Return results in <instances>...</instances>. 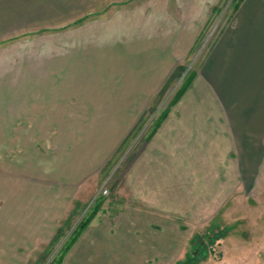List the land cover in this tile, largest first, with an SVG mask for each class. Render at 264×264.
Here are the masks:
<instances>
[{"label": "rangeland", "instance_id": "rangeland-1", "mask_svg": "<svg viewBox=\"0 0 264 264\" xmlns=\"http://www.w3.org/2000/svg\"><path fill=\"white\" fill-rule=\"evenodd\" d=\"M106 1L112 3L69 7L70 13L48 21L33 17L18 5L5 7L0 1V88L10 92V86L18 84L17 97L32 94L51 99L48 113L34 111L28 117L29 111L19 107L18 118L0 127V264H52L98 197H103L104 202L90 224L107 219L114 222L129 208L146 211L147 206L135 193L138 160L145 156L152 138L181 98L172 107L171 101L190 76L194 78L185 93L201 75L204 62L222 33L235 22L240 7H236L239 0L211 3L207 20L196 23L201 30L188 51L174 60V55L163 52V61L169 66L173 64L172 69L159 63L164 66L160 71H149L156 72L158 84L153 90L148 89L144 104L132 101V108L121 113L114 106L120 95H128L131 87L135 88L138 70L134 66L138 61L136 57L111 61L121 56L116 52L105 58L106 53L102 52L121 41L122 35L112 38L92 31L110 23L122 11L137 13L145 8V15L150 16L156 0H103V3ZM118 22L114 20L113 24ZM193 23H181L177 32L189 33L186 28ZM129 39L139 40L128 38V42ZM191 39H185L183 44L188 45ZM163 40L164 46H168L169 36ZM181 40V36L177 37L174 45ZM178 66L183 67L181 74L179 71L164 88ZM32 75L34 82L47 78L46 84L29 85L27 78ZM96 94L114 98L116 102L109 110L96 111L95 107L89 110L96 104L90 96ZM57 100L65 110H53ZM76 102L79 110L71 109ZM22 105L18 102V106ZM168 108L167 117L147 140L153 124ZM162 152L158 158L169 161V148ZM161 214L156 213L157 218L146 222L155 233L146 231V244L154 242L156 251L146 245L140 254L146 257L135 263L134 255H129V264H264V192L260 197H243L240 204L230 199L222 212L197 215L198 220L172 213L177 221V235L168 233L169 220L165 217L169 215L161 216L164 222L157 220ZM66 221V231L51 244L57 228ZM141 229L137 227L134 233ZM226 232L229 233L222 238ZM117 255L114 252L113 264ZM109 262L107 256L101 260V264Z\"/></svg>", "mask_w": 264, "mask_h": 264}, {"label": "crops", "instance_id": "crops-1", "mask_svg": "<svg viewBox=\"0 0 264 264\" xmlns=\"http://www.w3.org/2000/svg\"><path fill=\"white\" fill-rule=\"evenodd\" d=\"M0 1L5 7L21 6L26 13L40 20L45 18L46 21L59 20L60 16L70 13L69 7L73 9L112 3H103V0ZM156 1L155 4L152 3L150 16L145 15V8L136 11L137 13L122 11L111 19L113 30L109 31V21L91 30H98L100 34L112 38H120L122 35L121 41L117 40L118 42L108 46L106 52L102 53H106L105 58H109L108 54L113 56L115 52L121 53V56L113 57L111 61H118L119 57L129 61L131 57H136L138 62L134 67L138 70V82H134L135 88L131 87L130 94L120 95L117 100L119 103H115L114 98H105L103 94L91 95L90 100L96 104L88 107L89 110L92 107H95L96 111L109 110L110 105L115 103L114 108L123 113L125 108H132V101L144 104L147 94L149 95L148 89L153 90V86L160 80L155 75L156 72L149 71H160L164 66L159 63L172 69L173 64L169 66L168 62H164L162 53L174 55L173 60L177 55L186 53L187 47L193 44L194 38L201 30L196 28V23L207 20L209 6L217 0ZM16 11L17 9L13 13ZM177 14L180 16H176ZM119 16L126 17L121 19ZM114 20L119 21L117 25L113 24ZM187 21L194 22L186 28L189 33L177 32L178 26L182 28L181 23ZM168 36L170 43L164 46L163 39ZM180 36L182 40L174 45L176 38ZM128 38L139 40L133 42L129 39L128 42ZM190 38L192 41L188 45L183 44L185 39ZM170 46L173 48L170 49ZM41 79L42 82H34V75L27 78L31 86L46 84L47 78ZM24 81L26 82V79ZM106 81L105 79L107 85ZM10 87V92L0 88V127L5 125V122L18 118L19 107L25 112L29 111L28 117H31L34 111L49 112L51 99L48 97L44 99L31 94L20 98L17 97L18 84ZM18 102L23 105L18 106ZM55 102L58 104V100ZM102 103L104 104L99 106ZM73 104L76 105L70 108L79 110L78 103ZM177 104L152 138L145 156L140 157L137 163L138 187L135 193L147 206L146 211L145 208H139L137 211L129 208L118 215L114 222L107 219L90 224L68 252L63 264H101V260L106 256L110 259L109 264H113L114 252L118 254L114 264H129V255L132 254L136 263L146 257L140 255L146 245L153 246V250L157 247L154 242L146 244L145 236L151 232V225H146V222L157 218L156 213L169 215L165 219L161 214L157 220H169V235H177V221L172 218V213H181L185 218L198 220L197 215L203 217L222 212L230 199H234V204H240L243 197L254 198L262 195L264 0L241 2L235 22L222 33L203 64L201 75L196 77ZM53 108L54 111L65 110L60 104L54 105ZM119 129L121 130V127ZM1 131L2 129L0 133ZM166 147L170 152L169 161L158 158ZM137 227L142 229L134 233ZM223 229L227 230L226 227ZM227 233L229 232L222 235V238Z\"/></svg>", "mask_w": 264, "mask_h": 264}, {"label": "trees", "instance_id": "trees-1", "mask_svg": "<svg viewBox=\"0 0 264 264\" xmlns=\"http://www.w3.org/2000/svg\"><path fill=\"white\" fill-rule=\"evenodd\" d=\"M241 1L242 0H239V2L237 1V4H236L237 8L240 6ZM182 69H183L182 66H178L177 68H175V70L172 72L171 76L169 77L168 81L166 82L164 88H166L168 86V84L170 83V81L178 75L179 71H180V74H181V72H182L181 70ZM193 78H194L193 75L190 76L187 79V81L184 83V85L179 89V92L175 95V97L171 101L170 107H172V105H175L179 101V99L182 97V95L188 89V87H189V85H190V83H191ZM169 108L167 110L165 109V111L155 121V123L153 124V127L151 129V132L149 133V135L146 138L147 140H150L153 137V135L156 133V131L158 130V128L160 127L162 122L165 120V118L168 115ZM103 202H104V198L103 197H98L94 201V203H93L94 205L90 208V210L87 213V215H85L81 219V221L78 223L76 228L72 231L70 237L64 243V245L60 249L58 255L56 256V258L54 259L52 264H62L63 263V261H64L66 255L68 254V252L71 250V248L77 242V240L80 238L82 233L88 228V226L93 221V219L97 216V213L101 210ZM66 224H67V221L65 222L64 225H62V226H60L58 228V230L56 231L54 237L52 238L51 244H53L54 242H56L60 238V236L62 235L63 231H66Z\"/></svg>", "mask_w": 264, "mask_h": 264}, {"label": "built area", "instance_id": "built-area-1", "mask_svg": "<svg viewBox=\"0 0 264 264\" xmlns=\"http://www.w3.org/2000/svg\"><path fill=\"white\" fill-rule=\"evenodd\" d=\"M104 192H106V191H104ZM220 264H227V263H225V262H221Z\"/></svg>", "mask_w": 264, "mask_h": 264}]
</instances>
